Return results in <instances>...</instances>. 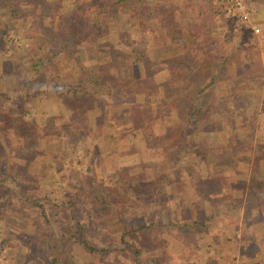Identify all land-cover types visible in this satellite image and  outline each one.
<instances>
[{
	"label": "rangeland",
	"instance_id": "rangeland-1",
	"mask_svg": "<svg viewBox=\"0 0 264 264\" xmlns=\"http://www.w3.org/2000/svg\"><path fill=\"white\" fill-rule=\"evenodd\" d=\"M26 1L18 0L16 7L12 2L0 0V93L7 96L5 101L0 99L1 164H4L5 170L12 169L11 164L15 165L14 169L24 177V192L33 195L47 193L58 198H73L75 195L79 201L78 207L83 209L94 207L96 194L111 201L110 208H100L102 212H97V218L101 219L100 233L92 230L91 234L95 237L99 235L100 245L107 242L113 245L119 240L123 226L131 229L132 239L127 236L124 239L132 241L140 251L136 257L127 248L112 251L122 264H264V214L254 210L264 208V99L253 111V117H248L249 124H243L238 119L241 126H227L219 119V113L211 110V119L200 121L196 128L198 134L191 137L194 145L187 149V156L178 162L176 170L179 172L171 175L172 171L169 174L163 171L162 159L166 158V166L168 162L172 165V159L168 161L166 154L171 151V141H174V134L170 130L176 127L172 123V120L176 121V114L172 110L176 106L166 105L177 100L171 95V88L159 87V91L144 96L136 86L141 76L137 71L142 70L144 59H149L151 79L158 86L169 81L174 72L184 79L180 87L177 85L178 89L188 81V72L190 76L191 72L200 74L203 83L213 75L216 80L224 77L230 80L236 59L246 50L251 52L254 47L255 53L251 55L261 67L263 84L260 91H263L264 35L255 37L249 29H243L248 34H245V38L241 37V27L232 29V24L218 15L221 8L211 7V3L217 0L210 3L207 0H192L190 7L201 15L199 20H189L192 27L187 36L185 32L179 36L173 30L174 24L183 16L180 11L184 10V1L178 0L176 5L181 7L177 8L176 13L166 10L165 24L170 31L163 46L160 45L159 36L151 34L150 40L144 43L138 31H131L128 27L125 32L128 33L130 45L115 43L109 50H104L107 52L103 56L95 55V59L101 62L96 66V63L89 62L91 53V58L86 56L89 51L86 43H75L70 51L72 57L66 61L57 59L53 64H43L36 81L32 82L39 86L40 83L48 85L51 80H56L58 86L71 82L73 72H78L86 80L88 68H92V79L107 84L102 88L106 108L100 117L96 116L99 123L91 125L95 130L84 133V130H88V118L80 113L77 116L65 114L63 106L52 102L49 93L39 92L31 96L29 92H23L26 85L32 83L26 84L27 81L23 80L24 76H28L25 73L27 64L36 62L37 58L44 60L45 46L39 37L42 31L39 19L47 17L48 12L37 11V6L42 4L48 9L54 6L52 1L44 3L43 0H33L36 7L27 5ZM242 1L250 12L251 22L260 24L264 32V0ZM154 3L162 2L155 0ZM100 11L96 4L88 6L86 0L80 15L88 17L87 22H91L99 19L96 14ZM122 19L112 22V28L116 25L115 28L122 32L127 26L123 28ZM55 21L63 23L61 20ZM86 28L87 25L83 30ZM99 28L102 31L105 27ZM88 29L91 33L98 31L95 27ZM58 30L61 31L60 28ZM158 30L162 31L159 27ZM50 33L51 30L47 35L48 41L53 36ZM101 40L105 45L106 39ZM241 41L243 46L244 43L247 45L239 50ZM142 53L145 58L141 56ZM130 58L141 63L133 65L131 76L127 73ZM160 59L171 60L169 69L160 63ZM221 59L224 66H220ZM177 61L182 65H175ZM155 65L159 68H153ZM178 71L184 74L180 75ZM130 79L132 83H129ZM95 89L98 93L99 88L95 86ZM132 98H137L142 108L131 109L129 103ZM82 104L88 105V100L83 98ZM32 106L35 111L31 110ZM111 106L112 109L109 108ZM43 110L45 113L61 112V117L58 115L59 118L53 121L47 119L42 126L38 119L40 117L36 116ZM168 111L171 118L167 117ZM161 119L171 125L168 126L169 143L164 144L166 157L159 147L164 141ZM68 120L74 123L69 126ZM147 132L151 135L149 143L152 146L144 151L142 134ZM4 134L8 137L6 141ZM147 161L151 165L149 175L152 180L145 184H134L139 163ZM253 170L259 172L253 174ZM206 172L211 173L209 177L217 173L219 178H211L207 185L203 182L208 176ZM158 174L160 179H156ZM213 181L219 185L215 195L212 194L214 190L209 188ZM162 183L166 184V189ZM189 192L200 198L199 204L194 200V207L191 205L185 209L180 202L189 198ZM49 212L51 220H55L51 225L57 230L56 223L63 222L64 212L56 209ZM27 215L10 206H0V264L46 263L43 248L33 246L29 252L27 239L19 232L26 230L23 220L30 222ZM26 224L27 231L31 230V222ZM140 224L145 227L136 229ZM69 240L70 243L65 242V247L71 249V264H102L94 261V258H98L97 254L93 253V258L78 245L74 237ZM19 248L23 250L22 257ZM150 258L154 261L149 262Z\"/></svg>",
	"mask_w": 264,
	"mask_h": 264
},
{
	"label": "trees",
	"instance_id": "trees-1",
	"mask_svg": "<svg viewBox=\"0 0 264 264\" xmlns=\"http://www.w3.org/2000/svg\"><path fill=\"white\" fill-rule=\"evenodd\" d=\"M7 1L15 4L16 7L18 5V0ZM47 1L54 2V6L48 9L42 4H40L42 7L40 5H36L37 11L43 13L48 12L47 17L44 16V18L40 17L39 19L42 22V31L39 37L42 45L45 46L43 55L44 60L41 61V58H37L35 60L36 62L32 61V63L27 64L25 73H28V76H24L23 79L24 82L27 81L26 84L36 81V77L38 75L37 73L40 71L39 68L43 64H53V62L57 59L59 61H66L67 58L72 57V53L70 51L75 47V43L79 41H84L88 47L89 51L86 56L91 58L89 54L91 53L92 55L89 62L96 63V66H99V63L101 64V62H98V60L95 59V55H98L97 57H99V54L103 56V54H106L107 52L104 50H109V48L115 43H123L127 47L130 45L127 38L128 33L125 32L128 27L131 31H138L142 38L141 41L144 43H147V41L150 40L151 34L159 36L158 38L161 40L160 45L163 46L165 43L164 39L168 37L170 31V28L165 24V19L167 18L165 17L166 10H168L167 12H171L173 14V12H177V8L181 7L176 5L178 0H159V2L162 3H157L156 5H154L155 0H88V6L96 4L97 9L101 11L96 14L99 18L98 20L95 19L91 22H87L88 17L80 15L86 4V0H43L44 3ZM183 1L184 10L180 11L183 16L176 24H174L175 30H173L179 36H182L183 32H185L187 36L189 29L192 27L189 20H199V16L201 15L197 14L194 7H190L192 5V0ZM207 1L210 3V1L212 2L213 0ZM212 3V8L218 9L221 7L220 0ZM26 4L35 6V2L33 0L26 1ZM121 17L123 18V28L127 25L123 30H121L122 32L115 28L116 25L114 28L111 26L112 22H118ZM54 18L56 20H61V22L63 21V23H56ZM154 18L156 19V22ZM89 20L91 19L89 18ZM174 20L175 19L173 18V21ZM103 22L107 24H103ZM86 25V30H83ZM88 27H95L97 30L100 29L99 27L105 28L102 29V31L98 30L97 32L91 33L89 32L91 30H89ZM158 27L160 30L164 31V34L162 31L158 30ZM59 28L61 31L58 30ZM243 29L247 30V28H241L239 31L241 37L245 38V34H248V32H244ZM50 30V34H53V36L50 38V41H48L47 35H49ZM102 38H104V40L106 39L105 45L100 42L102 41ZM251 44L253 47V41ZM245 45H247V43H244L243 46V42L241 41L238 45L239 50L246 47ZM90 48H92V50H90ZM131 51L134 52L133 49H131ZM251 53L252 55L255 53L254 47L251 52L246 50L244 54L236 59L233 67L231 68L233 70V74L230 80H225V77L216 80L213 75L209 77L205 83H203L201 82L202 80L199 76L200 74L191 72L192 75L190 76V72H188V81L179 89L177 85L181 84L184 79L178 77L176 72H174V74L171 73V79H169V81L167 80L164 85L158 86L151 79L152 68H150L151 65L149 64V59H141L143 60L141 65L142 70L137 71L141 76H139L140 78L138 79L139 81L136 83V86L141 92H143L144 96L150 95V93H154L155 91H159V87H163L164 89L167 87L168 89L171 88V95L177 100L169 105L164 103L166 107H171V105L176 106V108L172 109L176 114V117L174 118L177 121L172 120V123H175L174 125H176V127L172 128L173 130H170L168 126L171 125H169V123H164V120L162 119L160 120L162 121L160 125L162 126L161 135L164 137V141L162 142V145H159V147L163 152L164 157L168 155V161L172 159L170 160L172 165L167 161V166L164 163L166 158L162 159L164 165L162 169L164 172L166 171L165 174H169L171 171L173 172L171 175L179 172V170H176L179 167L178 164L181 159L187 156V149L194 145V141L191 137L198 134V130H196V128L199 126L201 120L211 119V110L215 113L218 112L220 115L219 119H221V121L227 126H241L238 125V119L243 124H249L247 122L248 117H253V111H255L258 107L260 101L264 99V90L260 91L262 88L261 85L263 84L261 80V67ZM141 56L145 58L143 53ZM126 58L128 57L126 56ZM185 58L187 59L188 56ZM159 61L161 64H164L166 69H169L172 65L171 60L169 59H160ZM137 63L141 64L140 62L130 58V62L127 65L130 69L127 70L128 75H132L130 74L132 71L131 68L133 69V65H137ZM220 63V66L225 65L223 59H221ZM175 65H182V63L177 61ZM153 68L159 67L158 65H155ZM180 70H182L181 67ZM221 71L225 74L222 68ZM92 73V68H88V79L85 80L78 74V72H73L71 82H64V84L61 83L58 85L59 87L55 84L56 80H51L48 85H41L43 83H40L39 86L34 85L32 82L33 84H27L25 89L22 88V91L24 89L23 92H29L31 96L39 92L43 94L49 93V97L52 98V102H58L63 106L66 111L64 112L65 114L68 113L77 116L80 113L83 117L88 118V130H84V133H91L95 130L91 125L99 123L96 116L100 117V115H102L105 111L106 107H104V105L106 102H104L105 99H103L104 94L102 92V88L107 85L104 83H97L98 79H92L90 75ZM179 74H184V72H180ZM229 74H231V72ZM86 81L88 82V86H86ZM128 81L129 83L133 82L131 79ZM95 86L99 88L98 93H100L102 98L97 93ZM184 91L188 92L185 93ZM18 98L20 99V96ZM83 98L88 100V105L85 106V104H82ZM0 99L5 101L7 96L0 93ZM132 99L133 100L129 103V107L131 109L142 108V104L141 102H137V98ZM109 108L112 109V106ZM144 109L146 111L150 110L149 108ZM31 110L35 111V108L32 106ZM24 113L26 114L25 111ZM59 113H45L43 110L39 113V116L36 117H40L38 119L41 121V125L43 126L44 123L46 124L47 119L53 121L55 118L58 119L61 117ZM122 113L124 114L125 112ZM45 115L50 117L46 118ZM167 117L171 118V112H167ZM68 122L69 126L74 123L71 120H68ZM169 130L170 133L173 132L174 134L172 137L174 138V141H171V151L165 155L167 149L164 147V144L165 142L169 143ZM5 134L4 136H6ZM142 135L143 149L144 151H147L148 147L150 148L152 146V144L149 143V137L151 135L149 132ZM6 140H8L7 136L4 141ZM255 142L258 143V140H255ZM96 157H100V155H97ZM145 157H148L147 153L145 154ZM106 158H108V155ZM1 160L2 158L0 156V206H10L12 209H16L18 212L23 211L24 214H28V217L30 216V222L32 224L31 230L27 231L28 224H26L30 222L23 220V228H26V230L24 232L20 230L19 232L24 234L27 239L26 243L28 242L29 252L33 246L43 248L46 256L45 264H71L69 262L71 249L70 247H65L66 241L70 243V237H74L78 245L87 253L92 254V257L94 256L93 253L97 254L98 258L95 259L93 257L94 261L101 262L102 264H122V262L117 260L114 254L111 253L112 251H118L121 247L127 248L131 251L134 254V257L139 254L140 249H138L132 241L124 239L126 236L132 239V230L125 226H123L124 229L120 233L119 240L113 245L108 242L100 245L101 241H99V235L96 234L95 237L91 234L92 230H97V232L100 233L101 219L97 218V212H102L101 209L103 208H110L109 206L112 203L111 201L105 200V198L100 194H96L93 198V203H95L94 207L83 209L82 207H78L79 201L77 197L75 198V195L73 198H58L47 193H42L40 195H33L31 193L28 194L24 192V177L20 175L18 170L14 169L15 165L11 164L10 166L12 169L5 170L4 164H1ZM95 162H97L96 159ZM255 168L256 167H254V169ZM138 169L139 173L135 174L138 177H135L134 184H145L152 180L149 175V170H151L149 161L139 163ZM255 170H257V168ZM255 170H253V174L259 172H255ZM159 177L160 176L158 174L156 179H160ZM162 186L166 189V184L162 183ZM254 197L256 198V196ZM146 199H148V196H146ZM90 200H92V197H90ZM255 200H257V204H259L258 199ZM55 209L56 211L64 212L63 215H65V221H57V230L52 227L51 224L55 220H51L52 218L49 214V210L52 211ZM263 209L260 211H258L259 209L254 210L260 214H264ZM78 213H80V216ZM81 213H83L82 218ZM196 223L197 222H195V224ZM193 224L194 222H192V226ZM144 227L145 226L143 224H140L136 229ZM29 244H32V246ZM22 251V248H19L20 257L23 255ZM150 261L154 260L150 258L149 262Z\"/></svg>",
	"mask_w": 264,
	"mask_h": 264
},
{
	"label": "built area",
	"instance_id": "built-area-1",
	"mask_svg": "<svg viewBox=\"0 0 264 264\" xmlns=\"http://www.w3.org/2000/svg\"><path fill=\"white\" fill-rule=\"evenodd\" d=\"M220 17L232 24V29L247 28L255 37H262L264 34L260 24L251 22L250 12L242 0H222ZM264 60V49L262 51Z\"/></svg>",
	"mask_w": 264,
	"mask_h": 264
},
{
	"label": "crops",
	"instance_id": "crops-1",
	"mask_svg": "<svg viewBox=\"0 0 264 264\" xmlns=\"http://www.w3.org/2000/svg\"><path fill=\"white\" fill-rule=\"evenodd\" d=\"M212 161H214V160H212ZM203 170V169H202ZM205 174H207L208 176L207 177H205L204 179H203V182L205 183V184H209V182H210V180H211V178H212V180H215V179H218L219 177V175L216 173V175H212V176H210L209 177V175H211V173L209 174V172L207 173H205ZM237 178H239V177H237ZM185 185V184H184ZM210 189H211V191H213L214 190V192L212 193V194H214L215 195V191H218V188H219V185H217V182H214L213 181V183L210 185V187H209ZM194 192V191H193ZM190 193V195H189V198L188 199H182V202H180L181 204V207H185V209L186 208H190V206L192 205H194V203H195V201L199 204V201H198V199H200L199 197H196V196H194V195H192L191 194V192H189ZM207 198H211V196H208ZM195 200V201H194ZM203 205V204H202ZM194 207V206H193Z\"/></svg>",
	"mask_w": 264,
	"mask_h": 264
}]
</instances>
